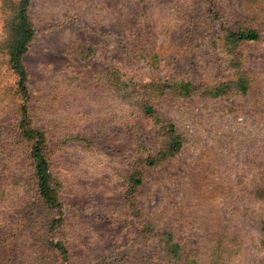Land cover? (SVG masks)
<instances>
[{
  "label": "rangeland",
  "instance_id": "rangeland-1",
  "mask_svg": "<svg viewBox=\"0 0 264 264\" xmlns=\"http://www.w3.org/2000/svg\"><path fill=\"white\" fill-rule=\"evenodd\" d=\"M20 3L0 0V264H185L167 231L205 264L223 229L241 241L227 264H264V0H30L24 86ZM236 27L261 37L230 53L218 36ZM237 72L246 92L207 93ZM156 116L183 144L148 164L167 138ZM26 129L41 132L55 206Z\"/></svg>",
  "mask_w": 264,
  "mask_h": 264
},
{
  "label": "trees",
  "instance_id": "trees-1",
  "mask_svg": "<svg viewBox=\"0 0 264 264\" xmlns=\"http://www.w3.org/2000/svg\"><path fill=\"white\" fill-rule=\"evenodd\" d=\"M30 0H21L18 16L20 19L21 31L19 36L13 43V48L10 52V62L12 68L18 72L20 75V83L24 86L26 80L27 70L22 61V56L28 51V42L33 37V28L29 25V20L27 17V6ZM223 39V47L230 53H234V50L243 40H258L261 34L258 29L251 27H236L228 28L222 34L218 36ZM217 39V38H216ZM213 40V42L216 41ZM231 81V80H230ZM198 88L192 82L180 83L179 92L181 94H190ZM231 88L240 89L246 92L249 88V82L246 75L237 72V76L233 83L225 84L218 83L213 84L207 90V93L213 95L223 94L229 91ZM206 90V89H205ZM146 111L153 114L154 109L149 104L146 105ZM156 121L162 124V127L166 130V140L164 146L161 150H158L153 157H149L148 164H154L161 159L167 158L169 156L175 155L183 144L181 134L175 129V126L171 122H166L161 120L158 116L155 117ZM26 135H37V140L34 141L32 146V158L35 165V177L37 180L38 191L42 199L50 206H55L58 204L59 198L54 190V183L52 184L50 180V173L47 167V157L43 152V148L40 145L42 140L41 132L25 130ZM133 177V183H141V176ZM255 198L264 200V185L256 187L254 189ZM55 221V219H54ZM262 234V242L264 246V223L260 227ZM166 237V250L169 255L173 257L181 258L184 254L185 264H199L198 255L199 251L188 252L185 243L175 238L172 231H167L163 233ZM241 249V241L238 239L237 235L230 236L223 229L221 232H217L214 236V241L210 247L209 256L210 259L205 264H227L232 255L237 254ZM191 257V258H190Z\"/></svg>",
  "mask_w": 264,
  "mask_h": 264
}]
</instances>
